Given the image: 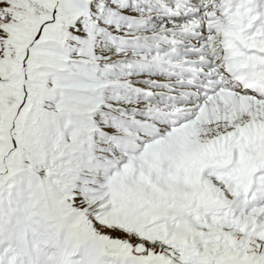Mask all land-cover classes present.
I'll return each mask as SVG.
<instances>
[{
    "label": "snow or ice",
    "instance_id": "1",
    "mask_svg": "<svg viewBox=\"0 0 264 264\" xmlns=\"http://www.w3.org/2000/svg\"><path fill=\"white\" fill-rule=\"evenodd\" d=\"M0 264H264V0H0Z\"/></svg>",
    "mask_w": 264,
    "mask_h": 264
}]
</instances>
